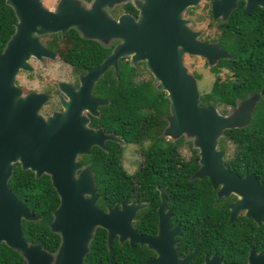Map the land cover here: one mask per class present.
Instances as JSON below:
<instances>
[{
    "label": "water",
    "instance_id": "water-1",
    "mask_svg": "<svg viewBox=\"0 0 264 264\" xmlns=\"http://www.w3.org/2000/svg\"><path fill=\"white\" fill-rule=\"evenodd\" d=\"M126 1L90 0L85 7L78 0H57L53 9L47 10L39 0H3L15 21L0 51V243L17 252L23 260L21 264H82L95 227L105 230L106 244L116 236L119 242L128 240L153 251L155 256L143 264H188L193 258L194 248L181 257L176 255L174 245L180 236V225L168 226L171 214L163 209L166 201L163 189L158 190L155 233L140 235L130 221L144 205L122 201L119 207L114 205L100 211L94 205L95 188L88 164L82 166L75 161L76 156L88 155L92 146L105 152L106 141L123 145L117 136L104 133L100 127H85L87 119L82 113L97 117V108L108 103L93 97L91 89L98 77L108 67L115 68L116 60L126 54L131 56V64L144 62L155 89L163 92L167 100V114L163 117L166 125L161 137L174 141L182 135L197 148L198 168L190 178L205 177L216 198L229 194L235 197L224 206L228 210L226 223L243 211L244 217L256 226L264 224V181L258 183L252 174L239 177L229 172L222 165V151L215 149L223 130L247 125L258 98L264 111V82L257 94L239 100L224 116L211 106L198 105L194 79L182 67L181 55L199 56L208 65L228 58L215 42L197 41L195 33L181 19L183 10L198 0H128L136 11L135 19L123 13L112 20L103 11ZM237 1H211L210 17L225 21ZM242 1V16L255 7L264 9V0ZM68 29L103 47L111 38L119 42L97 66L77 76L76 89L64 82L56 83L60 109L42 116L39 111L46 95L33 91L22 94L14 86L13 78L19 70L30 71L29 59L54 60L55 53L40 43L39 36L62 35ZM12 164L29 171L33 178L46 175L57 196L48 223L49 232L58 237L52 254L39 244L22 239L20 221H34L36 217L7 187ZM203 264H218V259L213 254ZM243 264H264V253L249 250Z\"/></svg>",
    "mask_w": 264,
    "mask_h": 264
},
{
    "label": "trees",
    "instance_id": "trees-1",
    "mask_svg": "<svg viewBox=\"0 0 264 264\" xmlns=\"http://www.w3.org/2000/svg\"><path fill=\"white\" fill-rule=\"evenodd\" d=\"M242 7L240 0L237 1L236 7L226 20L217 22V34L212 39L228 54L227 59H220L217 63L231 65L235 74L225 83L215 81L211 87V92L225 90L226 99L242 97L246 92L256 91L264 71V9L255 7L246 16H242ZM122 11L130 16L135 13L128 3L122 5ZM14 21L11 9L0 0V49L12 33ZM43 38L45 45L56 51L57 57L77 72L97 66L109 53L108 48L95 41L80 38L73 29L66 30L60 37L52 34ZM135 74V66L120 65L114 76L110 70H105L98 77L91 89V95L108 103L98 108V116L90 118L88 126L100 127L103 132L112 133L123 144L140 145L147 142V145L139 150L142 164L132 176L135 181L133 191H141L144 195L142 199L148 202V207L138 211L134 219V223L140 228L136 227L137 231L145 235L155 232L156 185L164 187L166 207L172 214V220L180 225V236L176 238L175 245L178 256L196 247L199 260L203 253L209 255L212 252L220 255L224 264L242 260L246 249L243 245L246 235L249 241V236L252 238L255 249L264 252V224L256 226L242 215H237L231 223H226L227 212L223 204L228 200L216 198L206 178H190L197 169V156L193 154L187 159L189 163L183 164V159L175 153L178 142H165L160 136L164 125L162 116L167 114L164 93L157 91L149 80L133 81ZM220 99H223V96ZM200 104L215 107L222 105L218 101L208 102L203 99ZM228 104L233 105L230 101ZM221 135L224 140L235 146L232 158L224 162L225 168L237 176L251 173L257 182H262V103L259 101L255 104L245 127L223 130ZM221 144L219 148H222ZM105 148L104 152L91 147L90 153L80 156L79 161L88 164L98 200L111 205L125 198L128 175L120 166L121 145L106 141ZM170 161L179 163L186 172H166L172 167ZM6 184L9 191L36 217L34 221H20L22 239L26 243L39 244L47 252L54 251L58 237L49 232L48 223L58 200L48 177L40 175L33 178L32 173L20 170L17 164H13ZM100 239L102 238L95 231L89 249L95 247V241ZM89 255L85 256V260H91ZM146 256L147 251L144 254L141 247L135 246L131 248L128 264H141ZM22 262L17 252L0 243V264Z\"/></svg>",
    "mask_w": 264,
    "mask_h": 264
},
{
    "label": "rangeland",
    "instance_id": "rangeland-1",
    "mask_svg": "<svg viewBox=\"0 0 264 264\" xmlns=\"http://www.w3.org/2000/svg\"><path fill=\"white\" fill-rule=\"evenodd\" d=\"M78 1L81 4H84L82 0H78ZM127 1L125 3H129ZM39 2L45 9L52 10L57 0H39ZM123 4L124 3L112 5L109 8H104L103 11L106 14V16H108L112 20H116L118 16L123 14L122 13ZM180 17L185 22L186 28L189 29L191 32L195 33L197 41L204 42V43L214 42L212 39L217 34V30H216L217 22H214V20L218 21L219 18L212 19L210 17L209 4H207L206 0H198L195 5L185 8L183 12L181 13ZM54 34H57L59 37L61 36L58 33H54ZM48 35H52V34H48ZM45 36L47 35H42L38 37L40 43L41 44L43 43L44 45L45 43H44V40L42 39H44L43 37ZM118 42L119 40L115 38H111L110 40H108V42L105 45L108 46L110 44H113V46H115L116 44H118ZM107 46H104V47H107ZM54 53H55V58L52 61L43 58L42 60L33 59L32 61L27 62V64L30 67V71H25L29 73H25L24 75L18 78L19 84L23 83V85H25L27 88L33 89L34 90L33 92H36L37 90L47 89L52 94L54 92L53 87L55 86L56 83L64 82L68 84L70 82H73L74 77L68 70V67L65 64H63L62 61L57 57L56 51ZM184 54L185 53L181 55L180 61H181V65L184 68L186 74L192 77L191 74L194 73L195 75H197V78H198V82H197L198 87L197 85L195 87L196 95L198 94V91H200V93L206 92L208 90L209 83L213 80V77L208 73L209 72L208 68L212 66L213 64L208 65L206 61L199 56L187 55V54H186L187 56H184ZM124 57L129 58V65H132V66L135 65L136 63H143V68L141 66L138 67L135 65L136 74L132 77L133 81L138 82V81H143V80H147V81L149 80L153 85L155 84L152 82L151 75L145 70L143 61H139V62H135L131 64V56L129 54L123 55L118 59L122 60V58ZM118 59L115 62V68H113V71L114 69L117 70L118 68L117 64L123 65L122 63L117 62ZM19 71H22V70H19ZM231 78L232 76L229 75L226 77V80L231 79ZM219 79L220 80L224 79V77L219 78ZM194 84H196L195 80H194ZM14 86L18 88L22 94H24L21 88H19L15 84ZM196 88H198V90ZM58 95H59V92H57V96ZM51 97L52 95L50 96V99L48 100L46 105L43 107L42 109L43 112L47 113L51 108L55 106V101ZM222 106L223 105H219L214 109L215 112L219 114L220 116L226 115L232 109V107L226 108L224 110V113H222L223 112ZM165 115L162 116V120L164 121L163 127L166 125V121L163 119ZM87 123L88 122H85V127H87ZM162 139L165 142H169V143L178 142V146L175 149L176 151L175 153L180 159L185 160L191 157L193 154L197 155V148L192 146L190 139H185L182 135L177 137L176 140L174 141H171L170 138L167 136L162 137ZM218 143L219 144L222 143L221 144L222 145L221 161L232 158L234 151H235V146L231 144L228 140H224L221 134L216 139V144ZM146 145H147V142H142L140 145L138 144L121 145L122 151H121V157H120V166L126 173H130L132 166L139 163V161L141 160L139 150L140 148L145 147ZM79 157L80 156H76L75 161L79 162ZM77 172L78 170L75 171L74 176H76ZM138 211H141V210L135 211L136 214ZM136 214H135V217H136ZM133 222L135 221L133 220Z\"/></svg>",
    "mask_w": 264,
    "mask_h": 264
},
{
    "label": "flooded vegetation",
    "instance_id": "flooded-vegetation-1",
    "mask_svg": "<svg viewBox=\"0 0 264 264\" xmlns=\"http://www.w3.org/2000/svg\"><path fill=\"white\" fill-rule=\"evenodd\" d=\"M83 2H84V4H85V6H87V4L89 3V0H82ZM207 1V4H209L211 1H213V0H206ZM240 2L242 3V6H243V1L242 0H240ZM242 9V8H241ZM254 9V8H253ZM122 13H125L124 11H122ZM134 19L136 18V11H135V13H134V15H131ZM214 22H218L217 20H214ZM42 45L45 47V48H47L48 50H50V51H52V52H55L54 50H52V49H50L49 47H47L46 45H44L43 43H42ZM105 48H108V50H109V52H110V50L113 48V44H110V45H108L107 47H105ZM0 51H1V49H0ZM184 56H187L186 54H184ZM185 58V57H184ZM33 59H29L28 60V62H30V61H32ZM122 61V62H121ZM218 61V60H217ZM217 61L212 65V66H210L209 68H208V73L213 77V80L209 83V86H208V90L206 91V92H203V93H200V91H198V94H197V99H198V105H200V106H211V107H213L214 109L216 108L215 106H213V105H201L200 104V101H201V99H203V100H207L208 102H213V101H218L219 103H221L223 106H222V108H223V112L222 113H224V110L226 109V108H231V107H233L234 105H235V103L236 102H238L239 100H242V99H244L245 97H247L248 95H251V94H257V92H258V90L260 89V87H261V85L263 84V82H264V71H262V73H261V78H262V81H261V83H260V85H259V88L256 90V91H249V92H246L245 94H244V96H242V97H239V96H236V97H233V98H228V99H226L225 98V90H220V91H214V92H211V87L213 86V83L216 81V82H223V83H225V81H226V77L227 76H234L235 74H234V72H232V66L231 65H226V64H218L217 63ZM118 63L120 62V63H122L123 65H124V67H133V66H141L142 68H143V63H136L135 65H133V66H131V65H129V58L128 57H124V58H122V60L121 59H118V61H117ZM63 63V62H62ZM63 64H65V63H63ZM67 67H68V70L70 71V73L73 75V77H74V81L73 82H70V83H68L73 89H76L77 88V76L78 75H81V74H83L86 70H88V69H85L83 72H77V71H74V69H72L69 65H67V64H65ZM118 65V67L120 66L119 64H117ZM118 69V68H117ZM106 70H110V72L113 74V76H114V71H113V68L112 67H108ZM25 73H29V72H25V71H18L16 74H15V76H14V78H13V82H14V84L16 85V86H18L19 88H21L22 89V91H23V93L25 94V93H27V92H29V91H34L33 89H29V88H27L25 85H23V83L22 84H19V81H18V78L20 77V76H22V75H24ZM192 75V77L194 78V80H195V82H196V84H195V87H196V85H197V87H198V84H197V82H198V78H197V75H195L194 73H192L191 74ZM224 77V79H219V78H223ZM130 78V77H129ZM143 81H147V80H143ZM22 82H23V80H22ZM138 82H141V81H138ZM222 85H224V84H222ZM54 88V92L51 94L47 89H43V90H37L36 92L37 93H44L45 95H46V101L41 105V107H40V114L42 115V116H47V115H49L51 112H53V111H58L59 109H60V107H59V104H58V99H57V87H56V84H55V86L53 87ZM197 90H198V88H196ZM52 95V97L51 98H53L54 99V101H55V106L53 107V108H51L47 113L46 112H43V107L46 105V103L48 102V100L50 99V96ZM223 96V99H220V97H222ZM94 97V96H93ZM228 101H230V102H232L233 103V105L231 106V105H229L228 104ZM261 102L262 103V100H261V98H258V100H257V102ZM256 102V103H257ZM83 115H84V117L87 119V122H89V120H90V118H96V117H93V116H91V115H89L88 113H83ZM87 127L88 128H91V127H89L88 126V123H87ZM99 128V127H98ZM91 129H97V128H91ZM105 133V132H104ZM222 134V133H221ZM220 144L218 143V144H216V146H215V149L216 150H221L222 148H219L218 146H219ZM92 147H94V146H92ZM91 148V147H90ZM97 148V147H96ZM80 162V161H79ZM224 162H226L225 160H223L222 161V165H223V167L225 168V166H224ZM81 163V162H80ZM171 165H172V167H170V168H168L167 170H166V172H171V173H174V174H178V172L181 170V171H183V173H185L186 171H184L183 169H184V167H180L179 166V163H176V162H173V161H170L169 162ZM182 163L183 164H186V163H189V161L187 160V159H185V160H183L182 161ZM196 163H197V161H196ZM142 164V160H140L139 161V163L138 164H136V165H133L132 166V169H131V171H130V173H127V175H128V190H127V192H126V195H125V198H123L121 201H119V202H117V203H114V204H111V205H106V204H104L102 201H99L98 200V195L95 193V195H96V199H95V202H94V205H95V207L97 208V209H99L100 211H102V212H105L107 209H109V208H111L112 206H114V205H117V207H119V204H120V202H124L125 204H128V203H135V204H143L144 206L141 208V209H139V210H143V209H145L146 207H148V202H147V200H144V199H142L143 198V193L140 191V192H136V191H133V187L135 186V181H134V178L132 177L134 174H135V172L137 171V169L139 168V166ZM81 165L83 166L84 164H82L81 163ZM12 166H13V164H12ZM11 166V167H12ZM197 168H198V164H197ZM226 169V168H225ZM226 170H228V169H226ZM229 172H232V171H230V170H228ZM233 173V172H232ZM234 174V173H233ZM246 174H251V173H246ZM236 175V174H235ZM244 175V174H243ZM242 175V176H243ZM242 176H239V177H242ZM203 178H205V177H203ZM207 180V179H206ZM264 181V180H263ZM262 181V182H263ZM208 182V181H207ZM258 183H261V182H258ZM154 189L156 190V197H157V203L155 204V207H154V213H155V211H156V207H157V205H158V203H159V192H158V190L159 189H163V192H162V196L166 199V201H165V204H164V210H169V209H167V207H166V202H167V198L164 196V187H158V186H154ZM213 191H215V190H213ZM219 198H221V199H224V200H228L226 203H224L223 204V207L226 205V204H228V203H230V202H232L234 199H235V197L232 195V194H229L226 198H222V197H219ZM225 209V208H224ZM226 210V209H225ZM226 219H227V214H228V210H226ZM135 214H136V212L134 213V215H133V217H132V219H131V224H130V226L134 229V231L137 233V234H140V235H145V234H141V233H139L138 231H137V229H136V227H137V225L133 222V220H134V218H135ZM171 214V213H170ZM239 216V215H242L243 217H244V212L243 211H238L237 212V214H236V216ZM235 216V217H236ZM245 218V217H244ZM173 218H172V214H171V216H170V218H169V220H168V226L169 227H171V226H173V225H175V224H178L177 222H175V221H173L172 220ZM235 219V218H234ZM247 219H249V218H247ZM174 220H175V218H174ZM155 226H156V213H155V224H154ZM138 229H140L139 227H137ZM95 231L97 232V235L99 236V237H101L102 239H100V240H96L95 241V247H92L91 248V250L89 249V243H90V240L92 239V237H93V235H94V233H95ZM155 233V232H154ZM154 233H152V234H154ZM152 234H147V235H152ZM106 232H105V230L104 229H102V228H99V227H95L93 230H92V233H91V239L89 240V242H88V244H87V251L85 252V254H84V256H83V258H82V264H128V261H129V254H130V252H131V248H134L135 246H138V247H141L142 248V250H143V253L145 254V251H147V256H146V259H144L143 261H142V263L141 264H143L145 261H148V260H150V259H152L154 256H155V254L153 253V251H151L150 249H147L144 245H138V244H130L129 243V241L128 240H122L121 242H119L118 240H117V237L116 236H114V237H112L110 240H109V242H108V244H106ZM246 240H244V244L243 245H245L246 246V249H245V251H244V256L242 257V260H235V261H229V262H227L226 264H230V263H241V264H243V263H245V261H246V256H247V254H248V251L249 250H252L254 253H259V252H261V253H264V252H262V251H259V250H257V249H255L254 247V243L252 242V238L249 236V238L251 239V241H249L248 240V235H246ZM177 240V239H176ZM175 245H176V243H175ZM175 245H174V247H175ZM254 246V247H253ZM195 249V254H194V256H193V258L188 262V264H203V260L205 259V258H210L211 257V255H213L214 254V256H215V258L216 259H218V264H224V262H223V260H222V258H221V256L220 255H216L214 252H212L211 254H209V255H207L206 253H203L202 254V256H201V260H199V256H198V251H197V248L196 247H192L190 250H192V249ZM89 250H90V252H89ZM145 250V251H144ZM175 250H176V247H175ZM190 250H188V251H190ZM187 251V252H188ZM47 252V251H46ZM54 251H52V252H48V253H50V254H52ZM87 254H90L89 255V257L91 258V260H85V256L87 255ZM185 254V253H184ZM183 254V255H184ZM176 255H177V253H176ZM182 255V256H183ZM145 256V255H144ZM178 256V255H177ZM178 257H181V256H178Z\"/></svg>",
    "mask_w": 264,
    "mask_h": 264
}]
</instances>
